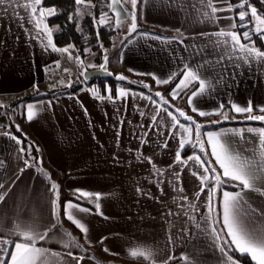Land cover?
<instances>
[{
    "label": "crops",
    "instance_id": "1",
    "mask_svg": "<svg viewBox=\"0 0 264 264\" xmlns=\"http://www.w3.org/2000/svg\"><path fill=\"white\" fill-rule=\"evenodd\" d=\"M24 2L30 3L31 0H21V3ZM231 2L235 4L236 0ZM40 7L42 5L37 6V15ZM115 7L121 13L122 21L119 28L115 27L123 33L124 39L116 53L113 69L111 66V70L107 71L111 75L94 70L87 71V77L92 72H100L103 74L101 77L116 80L117 76L123 75L126 79L119 81L134 88L118 86L114 92L111 85L104 89L97 88L98 84L93 81L101 77H93V80H89L90 86H82L76 93L64 91L25 104L22 122L24 128L18 131L33 147L30 156L21 153V145L11 139V136H15L21 140L11 130L13 120L0 113V184L4 185L0 193L7 192L0 202V237L15 230L17 224L21 227L35 224L39 231L48 227L52 222L53 199L49 189L51 183H55L59 191L63 192L59 194L57 209L59 223L49 233L50 239L38 242L37 246L46 247L59 255L42 257L41 264H76L67 255L68 251H72L77 257H85L80 264H108L89 255V249H99L102 253L127 263L164 264L172 256L174 258L169 264H224L225 258L218 245L210 236L197 229L178 207L180 201L177 197L187 195L191 201L194 193L199 190L200 181L192 175L197 170L195 162L188 161L187 166L174 164L178 139H168L171 120L166 112L161 111L157 116V123L163 118L164 123L160 125L163 135L158 134L154 128L149 131L157 106L150 100L141 98V94L159 101L154 96L155 89L166 88L177 78L178 83L183 73L168 84H157L153 76L166 79L181 69L185 62L193 67L202 65L198 69L199 74L201 78L210 81L213 87L204 95L195 97L193 105L200 110L213 111L223 102L229 116L228 121L211 125L206 130L259 127L262 122L246 120L248 114L235 113L228 101L240 106H246L251 101L253 114H264L258 111L259 107L264 106V63L254 62L249 66L242 61H230L226 56L222 62H218L220 56L224 55V49L215 45L216 37L198 34L214 33L227 26L230 21H201V0H171V3L165 0H145V3L137 6V31L131 36L128 35L131 4ZM15 11L24 19H18ZM15 11L9 8L5 15L0 10V98L3 99L21 98L30 96L35 91L49 90L55 85L58 76L64 75V68L71 67L72 61L69 58L70 52H56L46 46V36L43 32H38L34 23L28 22L29 10L18 8ZM257 13L264 17V10L257 8ZM111 15L115 22L114 13ZM217 15L224 17L231 14L222 12ZM54 16L45 15L41 28ZM145 33L153 35L147 36ZM180 40H183V44ZM254 40L256 47L264 51V42ZM242 42L247 43L243 39ZM193 44L196 45L195 48L192 47ZM236 63L241 66L236 67ZM49 72H53L54 76L51 83L46 82ZM76 79L79 80L80 76ZM81 80L88 82V78L85 79L84 76ZM147 84L153 89L145 87ZM198 87L199 83L193 82L175 100L184 97L185 112L206 126L211 121L222 120V116L201 117L192 112L186 93ZM121 90L126 93L125 96H121ZM29 104L34 105L35 111L31 120L27 118ZM165 107L175 112L170 104ZM181 122H185L183 118ZM224 124L227 126L213 129ZM145 132L148 133L147 136L144 135ZM245 138V141H241L237 136L228 135L223 139L233 151L252 158L258 149V137L245 133ZM166 139L167 148L163 147ZM142 140L147 142L142 143ZM185 151L189 153L185 155ZM193 152L192 147L186 146L181 151V156L187 160ZM33 157L40 163L36 164ZM146 157H151L152 163ZM256 158H259L258 154ZM25 160H29L32 166L26 167ZM153 165L164 170L163 184L158 185ZM169 165L173 167L169 168ZM21 169L24 170L21 172ZM181 169L183 193L175 191L173 184L169 183L170 180L174 181L173 173ZM257 186L264 187V177L257 182ZM138 188L141 191L138 192ZM77 189L101 195L98 212L95 209L94 195L81 197L78 203L92 209L91 213L73 210L76 218L86 225L87 238L91 244L85 241L80 229L64 215L67 201L77 203L67 199L77 197ZM205 199L206 195L202 193L198 202L200 211L195 214L197 221L205 214ZM245 199L253 207H264V196L258 192L246 191ZM217 207L219 208L218 204ZM169 211L178 214L169 215ZM65 232L71 233L83 245L84 251L64 248L62 242L67 240ZM103 237L107 239L101 243ZM136 247L151 249L153 256L150 259L132 258L130 250ZM182 255H187L189 261L181 259Z\"/></svg>",
    "mask_w": 264,
    "mask_h": 264
},
{
    "label": "snow or ice",
    "instance_id": "2",
    "mask_svg": "<svg viewBox=\"0 0 264 264\" xmlns=\"http://www.w3.org/2000/svg\"><path fill=\"white\" fill-rule=\"evenodd\" d=\"M107 8L111 13H114L116 20L115 26L119 28L122 24L120 19L121 13L117 11L116 5L124 7L125 4L130 3L132 11L128 13L131 19V23L128 26V35L137 31L136 17L138 4L145 3V0H104ZM167 3H171V0H165ZM42 0H31V2L21 3V0H0V10L7 15L9 8L14 11L18 8L29 10L28 22L34 23L38 32H43L47 39V47H51L53 51L68 53L69 48H57L53 43L52 29L47 24H41L44 21L45 15L51 17L56 14L54 8H39L37 15V6L41 5ZM77 6L89 5L95 7L92 4V0H75ZM203 5L202 11L199 13L200 20H208L218 23L221 19H227L230 23L227 26L221 27L214 33H199L200 36H214L216 40L215 45L222 46L224 49V55L220 56L218 62H222L225 56L228 60L242 61L243 64L249 66L252 63L261 64L264 63V51L256 47L254 36L261 40H264V17H261L257 13V8L252 6L249 0H236L233 4L231 0H201ZM221 5V6H217ZM247 5V7H246ZM239 9V11H237ZM109 11L101 12L98 23L104 25L106 21L110 20ZM127 12V9H125ZM227 12L231 15L218 16V13ZM81 9L77 8V15H83ZM15 15L18 19L23 20L24 17L15 11ZM71 19V17H70ZM237 20L239 23H237ZM253 21H255V27H250ZM199 22V21H198ZM237 29H243L242 32ZM99 33H97V36ZM144 35L152 36L153 34L145 33ZM157 39H167L156 37ZM246 41L247 43L242 42ZM183 44V40H180ZM73 47V46H69ZM102 47V45H101ZM187 47V46H186ZM193 48L196 45H192ZM88 50H86L87 52ZM71 59V54H69ZM77 62L83 65L84 61L79 57L76 58ZM108 57L105 55L104 63L99 65V69L106 74L107 72ZM207 61H205L206 63ZM236 67H240V63L235 64ZM96 65L88 64L87 68H95ZM202 65L190 66L187 62L183 64V67L177 72L172 73L166 79H159L153 76L157 84H168L176 78L181 72L183 76L179 79V82L175 84L170 90V96L173 100L180 97L181 93L185 91L193 82H198L199 87L187 95V103L191 107L192 112L197 113L199 116L218 115L222 116V120H216L209 122V125H205L197 122L193 116L188 115L184 110L175 108V112L169 111V101L164 98L160 92H156L155 96L160 97L159 101L153 99L152 96H143L156 105V114L152 116V125L149 128L151 131L153 128L160 135H163V131L160 125H163L164 121L161 118L159 124L157 123V116L161 111L167 113V116L171 120V124L168 127V139H178V149L175 152L174 164L188 165V161H194L197 167L196 171L192 172L193 176H196L200 181L199 190L194 193V199L189 200L187 195L177 197L180 201L178 207L183 211V214L195 224L197 229H200L205 234L213 239L219 247V251L225 258L224 264H239L238 260L233 259V254L239 253L241 256L247 255L250 257L254 264H264V207H253L247 199H245L246 191L258 192L264 196V187H258L257 182L264 177V114H253L254 109L251 101L246 106H240L234 102L228 101L230 108L237 114L247 113L246 120L262 122V126L259 127H241V128H221L219 130H206L211 125L222 124L229 120L227 111L225 110V103H220L218 108L213 111H204L198 109L193 105V99L197 96H202L210 88L212 84L204 78H201L198 69ZM65 71H68L65 69ZM130 71H132L130 69ZM140 74V73H137ZM81 76L87 79V69L81 72ZM118 80H125L126 77L119 75L116 77ZM70 86V85H69ZM145 87H148L145 85ZM121 96H125L126 93L121 90ZM109 99L111 96L109 95ZM258 111L264 113V106L259 107ZM35 115L34 105H27V118L31 120ZM143 115V113H141ZM181 118L183 121L181 122ZM232 119H235L234 117ZM17 130L18 126H17ZM245 133H251L258 137V149L254 152L252 158L244 157L240 153L233 151L230 146L224 141V137L228 135L237 136L241 141H245ZM6 135L8 133H5ZM147 132L144 133L147 136ZM11 139L15 140L17 144L21 145L20 152L31 155L32 146L28 145L27 148L23 146V142L15 136H11ZM147 141L142 140V143ZM206 145L208 147H206ZM186 146L192 147L194 150L193 155L189 156L187 160L181 156V151ZM163 147H168V140L163 143ZM210 148V151L208 150ZM39 151V149H37ZM197 152L199 154H197ZM258 154V159L256 158ZM149 163H152L151 157H146ZM32 160L39 164L40 161L33 157ZM25 166L30 167L32 163L29 160H25ZM173 165H169L172 168ZM154 175L158 177V185L164 183V170L158 169L153 165ZM219 169V170H218ZM24 169H21V172ZM202 170V171H201ZM183 169L173 173L174 181L170 180L169 183L173 184L175 191L179 193L184 192V188L180 182V175ZM179 185V187H177ZM4 187L0 184V189ZM229 189H236L231 191ZM206 190V193H205ZM49 191L52 193L53 199L52 205V222L43 231H39L38 226L35 224L21 225L17 224L15 230L9 233L7 236L0 237V264H41L42 257L48 255H59L58 253L50 252L46 247H38V242L50 239L49 233L53 232V229L57 228L59 223V213L57 211L59 207V189L58 185L51 183ZM141 191V189H137ZM163 191V189H161ZM78 193L76 199L81 197L95 196V209L99 211V200L101 195L99 193L92 194L87 191L77 189ZM206 195L204 201V207L206 209L205 214L200 218V221L196 220V213L200 211L198 202L201 199V194ZM7 195V192L0 193V202H2ZM219 205V208L217 207ZM81 213H91L92 209L82 207L78 203L67 201L64 205V215L67 220L71 221L80 231L84 234V239L88 244L91 241L87 238L88 229L80 219H77L73 210ZM169 215H176L169 211ZM55 233H53L54 235ZM67 237L66 241H63V247L66 249L77 248L84 251L83 245L79 244L75 237L71 233L65 232ZM17 237V238H13ZM106 237L101 238V243ZM171 239V238H170ZM105 251H108L105 249ZM130 256L132 258L144 257L150 259L153 256V252L148 248L136 247L130 250ZM67 255L76 261V264H80L85 259L84 256H75L72 251H68ZM174 257L169 256L164 264L169 262ZM181 259L188 262L189 257L182 255Z\"/></svg>",
    "mask_w": 264,
    "mask_h": 264
},
{
    "label": "trees",
    "instance_id": "3",
    "mask_svg": "<svg viewBox=\"0 0 264 264\" xmlns=\"http://www.w3.org/2000/svg\"><path fill=\"white\" fill-rule=\"evenodd\" d=\"M254 3L259 10H264L263 5L256 1H254ZM92 4L95 5V7L90 6V11L88 14H86L82 20H79L77 8H80L81 6H77L75 4V0H42L41 3L42 7L44 8H54L56 10L55 16L50 18L47 22L49 28L52 29V37L56 47L66 48L71 45L82 57L85 55V49L90 48L91 51L96 55V63L100 65L102 63L105 51L113 47V39L116 38L118 31L115 28V22L113 21L111 12L107 8L104 0H92ZM104 11H109L111 19L109 20V23L98 26L99 24H96V19L99 18L101 12ZM97 33H99L98 36ZM177 81L178 78L171 83V86L176 84ZM95 82H99L103 89L107 85H111L113 92L118 86L134 88L111 77H101ZM79 89H81V86H78L77 89H71L70 93H76ZM36 94L37 92L34 95L26 96L18 101V103L27 104L44 98L52 97L57 93L55 91H50L47 95L37 96ZM21 121H24L23 117ZM224 126L227 125L224 124L213 129H218ZM11 130L17 133V135L23 141L25 145L24 147L27 148L29 145L28 140L19 133L14 123H11ZM188 153V151H185L184 154L186 155ZM67 199L80 203V199L77 200L75 196ZM233 258L238 260L241 264H253L249 257L245 255L241 256L239 253L233 254Z\"/></svg>",
    "mask_w": 264,
    "mask_h": 264
},
{
    "label": "rangeland",
    "instance_id": "4",
    "mask_svg": "<svg viewBox=\"0 0 264 264\" xmlns=\"http://www.w3.org/2000/svg\"><path fill=\"white\" fill-rule=\"evenodd\" d=\"M80 9H81V11L84 14L83 15H78V17H79L78 19L82 20L84 18V16L86 14H88V12L90 11V6L86 5V4L85 5H81ZM98 20H99V18L96 19V24H99ZM107 23H109V20L106 21L105 24H107ZM98 26H100V24ZM117 31H118V34L116 35V38L113 39L114 40L113 47L111 49H109V50H106L104 55H103L102 63H104L105 55H107V57H108V62H107V65H106L107 71L111 70L110 67L114 64V59H115L116 53H117V51L119 49V45L121 44L122 40L124 39L123 38V33L122 32L120 33V31L118 29H117ZM86 50H88V51L86 52ZM69 52L72 55V57H71L72 61L70 62L71 67H65L64 68V70L67 69L68 71H65L64 75L58 76V79H60V80H58L56 78L57 80L55 82V85H52V86L50 85L51 88H49V90H47V91H45V90H43V91H35L33 94H29L30 96L34 95L36 92H37V94H36L37 96L47 95L48 92H50V91H55L57 94H60V93H63L64 91H70L71 89H77L78 86L82 87V86H88V84H89V86L91 85V82H89V80H91L93 77H90L88 75V82H84V80L83 81L81 80V78L83 79V76H81V72H83L85 69H87V71L100 70L99 69V65L95 61L96 60L95 53H93L90 48H87L84 51L85 52L84 57H82V56H80L78 54L77 50L74 47H69ZM77 57H79L81 60L84 61L83 65H81V64H79L77 62V59H76ZM88 64H94V65H96V67L95 68H87ZM113 67L114 66H112V69H113ZM79 76H80V79L79 80L76 79ZM95 78L96 77H94V79ZM53 79H54L53 72H49L47 74V77H46V82L47 83H51L53 81ZM95 81H93V82L95 84L96 83L98 84V85L96 84L98 86L97 88L101 87V84L99 82H95ZM147 85H148L149 88H151L150 84H147ZM174 86H175V84L173 86H171V84H170L166 88L155 89L154 92L155 93L156 92H160L164 96V98L169 101V104L172 107H174V108L178 107V108H180V109L185 111V106H184L185 99H184V97L180 98V100H173V99L169 98V91ZM151 89H153V88H151ZM22 98H24V97L13 98V99L0 98V113L8 115V117L13 120V123L16 126V128L18 126L19 130H22L24 128V126L22 125V121L21 120H22V117L24 115L23 107H24L25 104L18 103V101H20ZM157 98L160 99V97H157ZM62 193H63L62 191H59L60 195ZM87 253L89 255L96 256L98 259H100L104 263H108V264H139V263H131V262L127 263V262H124V261H122L120 259L110 257L107 254L102 253L99 249H91V250L89 249Z\"/></svg>",
    "mask_w": 264,
    "mask_h": 264
},
{
    "label": "built area",
    "instance_id": "5",
    "mask_svg": "<svg viewBox=\"0 0 264 264\" xmlns=\"http://www.w3.org/2000/svg\"><path fill=\"white\" fill-rule=\"evenodd\" d=\"M254 1H256V2H258V3H260L261 5L264 6V0H254ZM254 1L253 0H249V2L251 3V5L255 7ZM246 7H247V5H246ZM238 11H239V9H238ZM237 23H239L238 20H237ZM250 27H253V28L255 27V21H253V23H252V25H250ZM237 30L240 31V32L243 31V29H237ZM253 39H259V38L256 37V36H254ZM259 40H261V39H259ZM262 41L264 42V40H262Z\"/></svg>",
    "mask_w": 264,
    "mask_h": 264
},
{
    "label": "water",
    "instance_id": "6",
    "mask_svg": "<svg viewBox=\"0 0 264 264\" xmlns=\"http://www.w3.org/2000/svg\"><path fill=\"white\" fill-rule=\"evenodd\" d=\"M103 74L100 72H92L91 74H89L90 77H101Z\"/></svg>",
    "mask_w": 264,
    "mask_h": 264
}]
</instances>
